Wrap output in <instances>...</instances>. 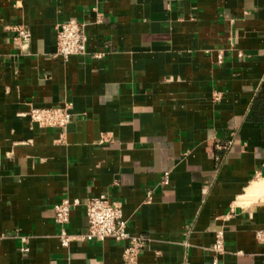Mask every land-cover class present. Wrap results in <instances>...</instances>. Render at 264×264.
<instances>
[{
	"label": "crops",
	"instance_id": "1",
	"mask_svg": "<svg viewBox=\"0 0 264 264\" xmlns=\"http://www.w3.org/2000/svg\"><path fill=\"white\" fill-rule=\"evenodd\" d=\"M69 19L86 48L64 59ZM65 102V128L29 116ZM259 180L264 0H0V264H124L128 240L58 237L54 204L79 200L82 234L101 194L147 239L134 264H264Z\"/></svg>",
	"mask_w": 264,
	"mask_h": 264
},
{
	"label": "built area",
	"instance_id": "2",
	"mask_svg": "<svg viewBox=\"0 0 264 264\" xmlns=\"http://www.w3.org/2000/svg\"><path fill=\"white\" fill-rule=\"evenodd\" d=\"M56 51L64 59L71 55L84 54L87 36L76 20L69 19L56 25ZM17 38L23 40L24 44L30 38L28 30L19 29ZM221 55L217 61L220 63ZM214 100L220 99L219 93L213 94ZM71 103L65 102L62 106L54 107H33L29 111L31 120L39 126H53L65 128L71 120ZM168 172L161 178V184H168ZM148 194L150 192L148 191ZM78 199L70 200L62 198L54 204V221L61 226L58 237L63 246H67L73 240H103L107 237L116 241L128 240V245L124 248L122 258L124 264H134L138 253L146 244V237L142 234H130L127 230V222L123 217L122 204L118 200H112L106 195L90 197L84 204V212L87 218V231L82 234H70L64 228L69 221L71 209L79 205ZM258 242L264 244V228L258 229L255 233ZM212 249L217 253L223 252L222 233H216V240ZM27 250V248H24ZM213 264H219L214 260Z\"/></svg>",
	"mask_w": 264,
	"mask_h": 264
},
{
	"label": "bare ground",
	"instance_id": "3",
	"mask_svg": "<svg viewBox=\"0 0 264 264\" xmlns=\"http://www.w3.org/2000/svg\"><path fill=\"white\" fill-rule=\"evenodd\" d=\"M264 191V180H259L253 183V185L247 190V194L253 195Z\"/></svg>",
	"mask_w": 264,
	"mask_h": 264
},
{
	"label": "rangeland",
	"instance_id": "4",
	"mask_svg": "<svg viewBox=\"0 0 264 264\" xmlns=\"http://www.w3.org/2000/svg\"><path fill=\"white\" fill-rule=\"evenodd\" d=\"M248 195H250V194H248ZM257 197H259V196H257Z\"/></svg>",
	"mask_w": 264,
	"mask_h": 264
}]
</instances>
